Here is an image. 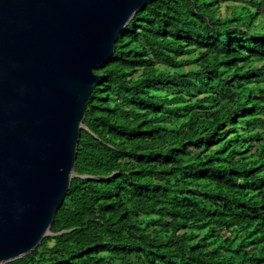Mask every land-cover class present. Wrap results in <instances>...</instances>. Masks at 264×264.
<instances>
[{"label": "trees", "instance_id": "1", "mask_svg": "<svg viewBox=\"0 0 264 264\" xmlns=\"http://www.w3.org/2000/svg\"><path fill=\"white\" fill-rule=\"evenodd\" d=\"M94 72L50 233L4 264H264V0H153Z\"/></svg>", "mask_w": 264, "mask_h": 264}, {"label": "water", "instance_id": "2", "mask_svg": "<svg viewBox=\"0 0 264 264\" xmlns=\"http://www.w3.org/2000/svg\"><path fill=\"white\" fill-rule=\"evenodd\" d=\"M153 0H0V264L39 245L70 187L90 95Z\"/></svg>", "mask_w": 264, "mask_h": 264}]
</instances>
